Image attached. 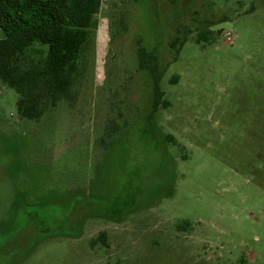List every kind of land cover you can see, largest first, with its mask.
<instances>
[{"label":"rangeland","instance_id":"rangeland-1","mask_svg":"<svg viewBox=\"0 0 264 264\" xmlns=\"http://www.w3.org/2000/svg\"><path fill=\"white\" fill-rule=\"evenodd\" d=\"M75 94L34 122L0 81V264H264V0L110 1Z\"/></svg>","mask_w":264,"mask_h":264},{"label":"trees","instance_id":"trees-1","mask_svg":"<svg viewBox=\"0 0 264 264\" xmlns=\"http://www.w3.org/2000/svg\"><path fill=\"white\" fill-rule=\"evenodd\" d=\"M131 1L137 6L147 3L154 12L160 0ZM101 8L102 0H0V81L17 92L20 118L39 122L62 102L74 103L75 85ZM189 32L183 38L170 39L176 58L188 41ZM209 34L205 30L199 32L198 42L209 41ZM116 37L114 32L113 39ZM136 54L138 69L152 83V107L147 121L153 122L161 108L171 106L161 87L167 69L162 66L158 48L148 47L142 38ZM154 127L144 134L154 139L158 133L167 142H176L173 135L162 134ZM105 237L101 234L97 240Z\"/></svg>","mask_w":264,"mask_h":264},{"label":"built area","instance_id":"built-area-1","mask_svg":"<svg viewBox=\"0 0 264 264\" xmlns=\"http://www.w3.org/2000/svg\"><path fill=\"white\" fill-rule=\"evenodd\" d=\"M110 1H116V0H102V6H103L104 4L110 2ZM104 34H105V37H107V30H105V29H104ZM229 35H230V33H229ZM107 40H108V37H107L106 41H107ZM106 41H105V43H107Z\"/></svg>","mask_w":264,"mask_h":264}]
</instances>
